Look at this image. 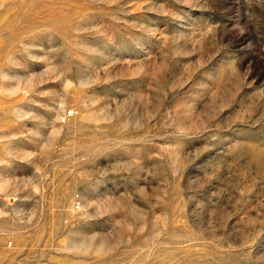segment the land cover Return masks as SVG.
I'll list each match as a JSON object with an SVG mask.
<instances>
[{
    "label": "rangeland",
    "instance_id": "1",
    "mask_svg": "<svg viewBox=\"0 0 264 264\" xmlns=\"http://www.w3.org/2000/svg\"><path fill=\"white\" fill-rule=\"evenodd\" d=\"M0 264H264V0H0Z\"/></svg>",
    "mask_w": 264,
    "mask_h": 264
},
{
    "label": "built area",
    "instance_id": "2",
    "mask_svg": "<svg viewBox=\"0 0 264 264\" xmlns=\"http://www.w3.org/2000/svg\"><path fill=\"white\" fill-rule=\"evenodd\" d=\"M71 116H72V111H68V112L64 113V114L62 115V117L60 118V122H61V123L66 122V120H67L69 117H71Z\"/></svg>",
    "mask_w": 264,
    "mask_h": 264
}]
</instances>
